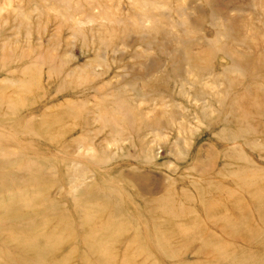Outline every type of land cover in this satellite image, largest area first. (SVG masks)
<instances>
[{
    "label": "rangeland",
    "instance_id": "1",
    "mask_svg": "<svg viewBox=\"0 0 264 264\" xmlns=\"http://www.w3.org/2000/svg\"><path fill=\"white\" fill-rule=\"evenodd\" d=\"M0 264H264V0H0Z\"/></svg>",
    "mask_w": 264,
    "mask_h": 264
}]
</instances>
